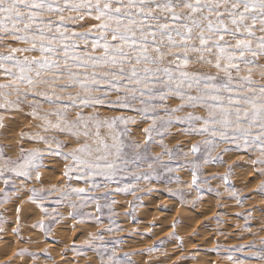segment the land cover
<instances>
[{
	"label": "snow or ice",
	"instance_id": "6c2138e0",
	"mask_svg": "<svg viewBox=\"0 0 264 264\" xmlns=\"http://www.w3.org/2000/svg\"><path fill=\"white\" fill-rule=\"evenodd\" d=\"M0 49V121L27 108L40 132H22L21 138L45 146L21 149L17 160L0 152V179L5 187L13 177L30 179L46 150L68 161L63 170L68 181L85 185L68 183L47 192L33 188V203L59 192L69 200V218L99 224L107 209L112 226L104 231H121L111 219L117 201L110 196L122 193L139 200L137 191H145L138 187L140 180L158 179V168L172 171L160 163V154L149 156L148 146L175 125H183L185 135L203 137L190 152H206L205 163L220 144H230L236 151L258 153L251 163L264 176V84L253 79L256 68L264 77V65L257 63V57H264V0H0ZM102 110L116 114L101 115ZM137 118L148 122L143 143L126 138L128 125ZM47 133L64 135L75 146L55 136L49 139ZM160 143L165 147L162 139ZM173 153L165 147L170 159ZM212 159L222 162L220 154ZM191 163L194 186L199 165ZM223 179L235 198L227 175ZM257 190L264 193V181ZM88 204H94L96 214L82 211ZM135 206L129 202L130 209ZM39 227L47 231L43 221ZM12 231L18 234L19 229ZM83 243L95 249L100 264H131L127 253L122 258L115 247L109 249L99 233H89ZM245 249L246 259L232 254L225 259L229 264H264V238L259 245L225 251Z\"/></svg>",
	"mask_w": 264,
	"mask_h": 264
},
{
	"label": "rangeland",
	"instance_id": "374dc122",
	"mask_svg": "<svg viewBox=\"0 0 264 264\" xmlns=\"http://www.w3.org/2000/svg\"><path fill=\"white\" fill-rule=\"evenodd\" d=\"M91 22L88 21V23ZM13 46L22 45L14 44ZM257 63L264 65V57H257ZM193 68L214 72V69L200 65H193ZM253 79L264 84V77L261 76L259 68L253 70ZM175 103L177 102L171 101L170 105L175 106ZM27 111L28 109L25 108L23 112H11L5 115L3 121H0L2 124L0 152L10 160H17L21 149L27 152L34 148L42 150L45 148L43 144L36 143L28 137L21 138L22 132L29 134L40 132V129L35 127L39 121L27 116ZM114 114L116 113L101 111V115ZM127 114L135 116V113ZM197 114L203 113L198 110ZM147 124V121L140 122L137 118L136 124L128 125L129 134L126 138L143 143L142 129ZM183 127V125H175L168 128L162 137H154L153 142L148 146L149 156L160 154V163L171 168V172L166 168H158L157 171L160 173L158 179L152 177L149 180H140L138 187L145 191H137L139 200H134L132 195L122 193H113L110 196V199L117 201L112 206L115 215L111 219L116 221L115 226L122 229L119 232L104 231L112 226L109 224L110 217L107 209H104L99 224L91 220L81 222L79 218L76 220L69 218L68 213L72 211L68 207L69 200L60 197L59 192H52L43 201L35 203L31 201L33 188L38 191L44 189L47 192L53 186L63 189L68 183H71L73 187L85 186L83 182L74 179L68 181L63 176L64 166L68 163L63 156L49 154L46 150L42 151L39 167L31 171L30 179L13 177L7 187L0 179V189H3L0 191V228L3 229L0 231V240H2L0 244H5L0 248V264H100V258L95 249L83 243L89 238V233L102 235L107 247L109 249L115 247L122 258L127 253L126 259L130 260L131 264H210L213 259H215L214 264H229V261L225 259L229 254L246 259L247 249L244 252L232 253L226 252L225 249L251 242L259 245V240L264 238V193L257 190L258 185L264 181V176L257 171L260 166L251 163L258 153H246L242 149L236 151L234 145L220 144L212 152L210 162L205 163L206 152L201 151L196 156L190 152L191 145L202 140L203 137L185 135L181 131ZM45 135L49 139L55 136L57 140L69 144V147L75 146L59 133ZM161 139L163 146L174 150L171 159L164 154L165 147L161 146ZM225 147L233 150L223 152ZM68 150L69 148L66 147L62 151ZM217 154L222 156V162L212 159ZM191 162L199 165L196 169L198 182L194 186ZM3 163L4 160L0 159V166ZM143 168L147 170V165H143ZM37 173L39 180L36 179ZM225 175H227V185L234 188L237 193L235 198L226 191L223 179ZM172 192L180 195H172ZM5 195H7L6 202ZM70 199L75 201V197ZM130 201L136 205L134 209L129 208ZM37 204H41L42 207H38ZM18 206L19 213L16 211ZM82 211L96 214L94 204H88ZM125 213L130 214L125 215ZM17 215H19L18 223ZM246 216L248 219H245ZM41 221L46 225L47 231L39 227ZM34 225L36 227H33ZM245 226L250 228L251 232L246 231ZM13 228L19 229L18 234L13 233ZM8 233L11 236L5 237ZM113 241H119V243L113 244ZM187 243L195 244V247L193 244L192 247L202 253L198 258L200 260L194 253L186 251ZM73 248L79 251L75 252ZM149 249L153 250L149 251ZM21 250L26 251L23 255H17ZM251 264H260V262L253 260Z\"/></svg>",
	"mask_w": 264,
	"mask_h": 264
},
{
	"label": "bare ground",
	"instance_id": "6f19581e",
	"mask_svg": "<svg viewBox=\"0 0 264 264\" xmlns=\"http://www.w3.org/2000/svg\"><path fill=\"white\" fill-rule=\"evenodd\" d=\"M164 198H165V197H164ZM172 202H173V201H172ZM168 203H169V201H168ZM170 203H171V202H170ZM204 205H205V203H204ZM204 205H203V206H204ZM263 205H264V204H263ZM177 206H178V205H177ZM207 206H208V205H207ZM177 209H178V208H177ZM202 209H203V208H202ZM31 210H32V209H31ZM203 210H204V209H203ZM29 211H30V210H29ZM36 211H37V210H36ZM175 211H176V210H175ZM178 211H180V210H178ZM178 211H177V212H178ZM183 212H184V211H183ZM187 212H188V211H187ZM200 212H201V211H200ZM160 214H161V213H160ZM180 214H181V213H180ZM202 214H203V212H202ZM182 215H183V214H182ZM186 215H187V214H186ZM198 215H199V214H198ZM161 216H162V215H161ZM178 216H179V215H178ZM193 216H194V215H193ZM204 216H205V215H204ZM208 216H209V215H208ZM196 217H197V216H196ZM150 218H151V217H150ZM171 218H172V216H171ZM202 218H203V217H202ZM227 218H228V217H227ZM168 219H169V218H168ZM192 219H193V218H192ZM162 220H163V219H162ZM166 221H167V220H166ZM183 221H184V220H183ZM208 221H209V220H208ZM158 222H159V221H158ZM165 224H166V223H165ZM178 226H179V225H178ZM181 226H182V225H181ZM143 228H145L144 225H143ZM143 228H142V229H143ZM151 228H152V227H151ZM168 228H169V227H168ZM175 228H177V227H175ZM170 229H171V228H170ZM193 229H194V228H193ZM139 230H140V229H139ZM173 230H174V229H173ZM182 230H183V229H182ZM4 231H5V230H4ZM167 231H168V230H167ZM175 231H176V230H175ZM183 232H184V230H183ZM188 232H189V231H187V233H188ZM199 232H200V231H199ZM5 233H7V232H5ZM157 233H158V232H157ZM185 233H186V232H185ZM185 233H184V234H185ZM202 233H203V232H202ZM207 233H208V232H207ZM9 234H10V233H8L7 235H5V234H4V235H5V237H8ZM181 234H182V233H181ZM181 234H180V235H181ZM199 235H200V234H199ZM199 235H198V236H199ZM9 236H11V235H9ZM198 236H197V237H198ZM204 236H205V235H204ZM207 236H208V235H207ZM3 237H4V236H3ZM186 237H187V236H186ZM190 238H191V237H190ZM192 238H193V236H192ZM192 238H191L190 241H192ZM199 240H200V239H199ZM0 241H2V240H0ZM207 241H208V240H207ZM182 242H183V241H182ZM5 243H6V242H5ZM190 243H191V242H190ZM196 243H197V242H196ZM187 244H188V243H187ZM192 244H193V243H192ZM192 244H188V245L186 246V251H187V252H192V253H194V255H195V256L197 257V259H198L199 257H201V254H202V253H199V251L196 250V248H194V247H195V246H194L195 244H193L194 247H192ZM200 244H201V243H200ZM2 245L5 246L4 243H3ZM2 245L0 244V248L3 247ZM6 245H7V244H6ZM139 245H140V244H139ZM171 246H172V244H171ZM135 247H136V246H135ZM166 248H167V247H166ZM178 249H179V248H178ZM168 251H169V250H168ZM184 252H185V251H184ZM170 253H171V252H170ZM192 253H191V254H192ZM189 254H190V253H189ZM189 254H188V255H189ZM191 256H192V255H191ZM196 257H194V258L196 259ZM203 257H204V256H203ZM192 258H193V256H192ZM206 258H207V257H206ZM208 259H211V258L208 257ZM198 260H200V259H198ZM213 260H215V259H213ZM213 260H211V261H212V262H211L212 264H214V261H213ZM205 261H207V260H205ZM190 262H191V261H190ZM202 262H203V260H202ZM208 262H210V261L208 260ZM203 263H204V262H203ZM206 263H207V262H206ZM211 263H210V264H211ZM187 264H188V263H187ZM194 264H195V263H194ZM200 264H201V263H200ZM217 264H218V263H217Z\"/></svg>",
	"mask_w": 264,
	"mask_h": 264
}]
</instances>
